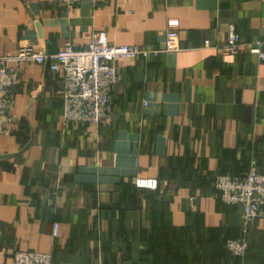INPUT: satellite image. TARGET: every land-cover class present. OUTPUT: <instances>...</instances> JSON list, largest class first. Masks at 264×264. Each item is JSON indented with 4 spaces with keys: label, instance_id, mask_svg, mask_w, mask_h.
Here are the masks:
<instances>
[{
    "label": "crops",
    "instance_id": "crops-1",
    "mask_svg": "<svg viewBox=\"0 0 264 264\" xmlns=\"http://www.w3.org/2000/svg\"><path fill=\"white\" fill-rule=\"evenodd\" d=\"M170 18L181 49L119 58L107 123H65L61 77L49 63L21 65L16 124L0 135V264L17 250L56 264H242L227 241L243 236V263L264 264V219L245 234L242 206L215 186L252 161L264 173V60L204 47L231 27L264 40V0H0V53L23 41L80 48L100 30L163 48Z\"/></svg>",
    "mask_w": 264,
    "mask_h": 264
},
{
    "label": "built area",
    "instance_id": "built-area-1",
    "mask_svg": "<svg viewBox=\"0 0 264 264\" xmlns=\"http://www.w3.org/2000/svg\"><path fill=\"white\" fill-rule=\"evenodd\" d=\"M76 1L50 0L51 3L66 6ZM178 24V19L168 20L166 45L163 48L114 43L105 31L100 30L93 33L89 44L80 48L68 41L62 49L49 53L41 47H34L30 41H23L17 52L0 53V135L11 133L16 124L13 107L23 63H49L50 70L61 77L65 123H107L114 116L110 87L118 79L115 62L119 58H150L163 52L180 50ZM204 47L220 55L251 53L264 60V40H244L234 27L229 30L224 42H212L206 38ZM136 182L139 186L157 185L151 179H137ZM215 186L225 203L242 206L245 234L255 219H264V173L256 161H252L249 169L241 175H217ZM59 227L60 223L54 221V235H58ZM227 247L242 258L248 249V240L245 236L229 239ZM14 264L56 263L51 253L17 250L14 252Z\"/></svg>",
    "mask_w": 264,
    "mask_h": 264
},
{
    "label": "trees",
    "instance_id": "trees-1",
    "mask_svg": "<svg viewBox=\"0 0 264 264\" xmlns=\"http://www.w3.org/2000/svg\"><path fill=\"white\" fill-rule=\"evenodd\" d=\"M240 258H241V257H237V258H236V260L239 261V263L241 262Z\"/></svg>",
    "mask_w": 264,
    "mask_h": 264
},
{
    "label": "rangeland",
    "instance_id": "rangeland-1",
    "mask_svg": "<svg viewBox=\"0 0 264 264\" xmlns=\"http://www.w3.org/2000/svg\"><path fill=\"white\" fill-rule=\"evenodd\" d=\"M240 260L242 261V264H244L243 262H244V258L242 257V258H240Z\"/></svg>",
    "mask_w": 264,
    "mask_h": 264
},
{
    "label": "water",
    "instance_id": "water-1",
    "mask_svg": "<svg viewBox=\"0 0 264 264\" xmlns=\"http://www.w3.org/2000/svg\"><path fill=\"white\" fill-rule=\"evenodd\" d=\"M1 157V156H0Z\"/></svg>",
    "mask_w": 264,
    "mask_h": 264
}]
</instances>
